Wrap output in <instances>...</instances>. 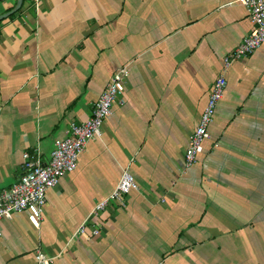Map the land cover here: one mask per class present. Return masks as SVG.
I'll return each mask as SVG.
<instances>
[{"label":"crops","instance_id":"crops-1","mask_svg":"<svg viewBox=\"0 0 264 264\" xmlns=\"http://www.w3.org/2000/svg\"><path fill=\"white\" fill-rule=\"evenodd\" d=\"M16 1L0 0V16ZM237 1L22 0L0 21V190L26 152L47 162L127 69L102 136L47 192L39 229L25 213L0 220V264H35L36 252L52 264H264V44L224 70L252 30ZM220 75L209 139L186 168ZM124 171L137 188L94 216Z\"/></svg>","mask_w":264,"mask_h":264},{"label":"built area","instance_id":"built-area-1","mask_svg":"<svg viewBox=\"0 0 264 264\" xmlns=\"http://www.w3.org/2000/svg\"><path fill=\"white\" fill-rule=\"evenodd\" d=\"M244 7L252 30L242 39L240 44L226 54L222 63L227 70L234 62L252 56L264 44V0H238ZM125 67L117 70L93 105L91 117L81 123L71 122L64 131V136L53 143L47 162H43L40 152L35 149L23 155L22 172L18 180L6 190H0V220L11 219L14 214L25 213L28 221L35 229H39L42 213L46 205L47 192L55 188L60 179L73 173L78 166V159L89 142L102 136L104 121L111 115L113 104L125 91ZM227 81L220 75L213 83L206 105L201 112L197 126L189 136L184 152V166L192 167L203 151L204 143L209 139V127L220 100L223 97ZM137 188L134 177L124 171L111 195L96 204L92 214L97 216L110 201L123 203L124 197ZM93 235L98 230L93 228ZM76 234H84L81 225ZM35 264H52L53 259L36 252Z\"/></svg>","mask_w":264,"mask_h":264},{"label":"water","instance_id":"water-1","mask_svg":"<svg viewBox=\"0 0 264 264\" xmlns=\"http://www.w3.org/2000/svg\"><path fill=\"white\" fill-rule=\"evenodd\" d=\"M21 5H22V0H17L15 7L11 11L0 16V21L16 13L20 9Z\"/></svg>","mask_w":264,"mask_h":264},{"label":"trees","instance_id":"trees-1","mask_svg":"<svg viewBox=\"0 0 264 264\" xmlns=\"http://www.w3.org/2000/svg\"><path fill=\"white\" fill-rule=\"evenodd\" d=\"M24 1V0H23Z\"/></svg>","mask_w":264,"mask_h":264}]
</instances>
